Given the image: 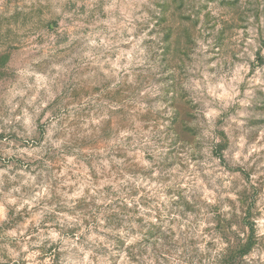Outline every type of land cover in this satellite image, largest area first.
Segmentation results:
<instances>
[{
  "label": "clouds",
  "instance_id": "1",
  "mask_svg": "<svg viewBox=\"0 0 264 264\" xmlns=\"http://www.w3.org/2000/svg\"><path fill=\"white\" fill-rule=\"evenodd\" d=\"M0 264H264V0H0Z\"/></svg>",
  "mask_w": 264,
  "mask_h": 264
}]
</instances>
